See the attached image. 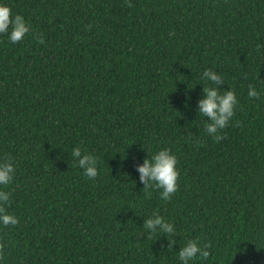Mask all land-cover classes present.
<instances>
[{
  "label": "trees",
  "instance_id": "1",
  "mask_svg": "<svg viewBox=\"0 0 264 264\" xmlns=\"http://www.w3.org/2000/svg\"><path fill=\"white\" fill-rule=\"evenodd\" d=\"M4 2L30 30L0 34V159L16 167L19 221L0 226V264H179L189 239L210 253L190 264H264V0ZM205 68L238 98L219 142L197 113ZM74 147L98 158L95 179ZM164 147L179 170L168 201L135 167ZM154 211L177 230L171 247L142 227Z\"/></svg>",
  "mask_w": 264,
  "mask_h": 264
},
{
  "label": "clouds",
  "instance_id": "2",
  "mask_svg": "<svg viewBox=\"0 0 264 264\" xmlns=\"http://www.w3.org/2000/svg\"><path fill=\"white\" fill-rule=\"evenodd\" d=\"M29 30L30 24L24 17L20 14L14 15L9 5L4 0H0V34H7L8 41L16 44L25 38ZM40 42H43L42 37ZM200 81L202 96L197 101V113L206 118L205 132L219 142L224 138L220 130L228 125L234 115L238 104L237 94L230 87H227V90L220 89L218 86L225 84L224 80L217 71L211 68H205L202 71ZM194 86L187 88L192 89ZM247 95L250 99H259L261 92L255 85L249 84ZM71 156L74 165L82 170L85 176L91 179L97 177L98 158L94 154L82 152L80 147H74ZM177 164V156L167 147L158 149L151 156L147 152L142 162L135 166L138 180L143 185L142 188L158 189L162 201L170 200L178 189ZM15 171V164L10 157L0 159V226L16 225L19 222L15 215L6 210L11 196L7 187L13 182ZM142 227L147 230L149 236L164 235L168 241V247L176 243L174 237L177 236V230L173 222L166 220L164 216L155 211L143 220ZM208 249L207 242L201 244L199 240L189 239L177 252L179 264L206 260L210 255ZM240 253L245 254V249H240Z\"/></svg>",
  "mask_w": 264,
  "mask_h": 264
}]
</instances>
